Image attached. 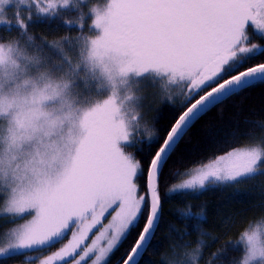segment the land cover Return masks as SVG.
<instances>
[{"label":"snow or ice","instance_id":"obj_1","mask_svg":"<svg viewBox=\"0 0 264 264\" xmlns=\"http://www.w3.org/2000/svg\"><path fill=\"white\" fill-rule=\"evenodd\" d=\"M69 3L33 6L37 18H52ZM16 4L0 0V17ZM92 16L87 34L37 41L32 14L17 9V38H0V220L13 226L0 232L3 264L61 244L39 264H110L129 238L118 264H142L161 230L162 187L203 192L264 174V137L246 149L214 148L184 168L170 164L202 117L264 85V62L249 63L264 55L252 36L254 29L264 39V0H105ZM148 85L172 108L163 128L147 119ZM193 168L194 177L178 182ZM179 216L203 234V207ZM249 227L233 264H264V240ZM203 243L191 252L178 243L188 259L171 264H196Z\"/></svg>","mask_w":264,"mask_h":264},{"label":"trees","instance_id":"obj_2","mask_svg":"<svg viewBox=\"0 0 264 264\" xmlns=\"http://www.w3.org/2000/svg\"><path fill=\"white\" fill-rule=\"evenodd\" d=\"M65 21L71 23L66 24ZM90 21L88 14L85 15L81 9L74 13L60 11L58 16L34 20L28 31L37 41L41 38L49 40L75 38L82 33L87 34ZM80 22L84 24L83 30L79 27ZM0 33H8L12 36V34L18 35L19 30H15L12 26H5L0 27ZM0 38L6 37L0 36ZM259 62H264V55H257L249 61L250 64ZM171 112L172 108H166L156 114L155 118L158 117L156 126L159 128L166 126L171 118ZM262 129H264V85H257L239 96L230 98L202 117L181 142L170 164L184 168L191 165L197 158L208 155L214 148L231 146L242 148L250 144L255 145L259 143L261 137H264ZM192 170L194 168L181 175L178 182L183 181ZM140 183L143 184V179ZM161 193L164 196L161 230L153 239V247L144 254L142 264H171L177 259H188L176 245L187 244L190 246L187 251L191 252L200 241L204 243L196 264H208L214 253H219V256L212 260V264H233L234 261L242 259L245 254L244 243L238 240L239 233L245 227L250 225L249 232L258 229L264 234V174L258 173L235 186L211 188L203 192L171 194L162 187ZM188 205H191L193 212L197 214L203 207L207 217L202 222L203 234L196 232L189 221L180 218L179 213L181 210H186ZM169 226L174 227L176 232L187 233V235H183V240L178 241L176 232L169 231ZM11 227L13 226L0 220V232H6ZM232 244H236L237 247H231ZM225 245L229 247L221 253L220 250ZM130 246L131 238L119 247L111 257L110 264H118ZM28 255L8 260L7 264H33V261L26 259ZM0 264H3L2 260Z\"/></svg>","mask_w":264,"mask_h":264},{"label":"rangeland","instance_id":"obj_3","mask_svg":"<svg viewBox=\"0 0 264 264\" xmlns=\"http://www.w3.org/2000/svg\"><path fill=\"white\" fill-rule=\"evenodd\" d=\"M33 3H34V0H22V4H16L14 8H10L7 11L6 17H0V19H7L9 21H12V23H0V27L12 26L15 28V30H18L15 27V20H14V12L18 9L21 15L27 16L29 13L32 14L33 19L29 22V25H28V29H29L30 25L33 23L34 20H38L41 18V17L37 18L38 14L35 10V7L33 6ZM14 4H15V0H14ZM104 6H105V0H85L84 3H81V0H70L69 6L65 8H61L60 11H70L74 13L75 11H78V9H81V11L85 15L88 14L90 19L92 20L93 18L92 13L96 10L102 9ZM8 30H11V29L8 28ZM0 36H5L6 38L15 39L17 38L16 36L18 35L12 34V36H10V34L8 33H4V34L0 33ZM252 36H253L254 42L264 45V39H262L260 35L254 29L252 31ZM45 40H47L48 42L54 41V40H49V39H45ZM143 87L145 88L143 92V95L145 96L143 103L145 105L146 111L148 110L149 107L151 108V111H148V115H147V119L149 121H152L153 119H155L156 114L160 113L161 111L166 110V108L171 109V106L167 102L162 101L160 98L154 95L155 89L153 88V86L148 85V86H143ZM247 147H242L240 149H246ZM195 175H196V171L194 169L185 177V179L192 178ZM185 179H183V181ZM246 183L248 184L250 182H246ZM186 191L191 192V191H199V190H186ZM175 193H179V192H173L171 194H175ZM93 231L95 232V230ZM252 232H256L258 237L261 240H264V234L261 230L255 229V230L250 231L249 233L251 234ZM92 238L93 237L90 235V238L86 243H91ZM63 243H67V240H65ZM62 246L63 244L57 245L54 248L48 249L45 253H32L28 255L26 259L31 262L33 261L34 262L33 264H39L40 258H43L47 256L48 254L54 253L59 247H62ZM244 247L246 251L245 243H244ZM82 264H91V260L89 259L85 262H82ZM253 264H256V262H253Z\"/></svg>","mask_w":264,"mask_h":264},{"label":"water","instance_id":"obj_4","mask_svg":"<svg viewBox=\"0 0 264 264\" xmlns=\"http://www.w3.org/2000/svg\"><path fill=\"white\" fill-rule=\"evenodd\" d=\"M145 253H146V252H145ZM145 253H144V254H145Z\"/></svg>","mask_w":264,"mask_h":264}]
</instances>
